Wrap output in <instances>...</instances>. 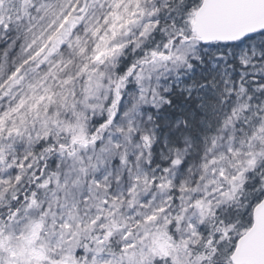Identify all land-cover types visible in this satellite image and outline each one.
Masks as SVG:
<instances>
[{
	"label": "snow or ice",
	"instance_id": "6c2138e0",
	"mask_svg": "<svg viewBox=\"0 0 264 264\" xmlns=\"http://www.w3.org/2000/svg\"><path fill=\"white\" fill-rule=\"evenodd\" d=\"M0 264H264V0H0Z\"/></svg>",
	"mask_w": 264,
	"mask_h": 264
}]
</instances>
